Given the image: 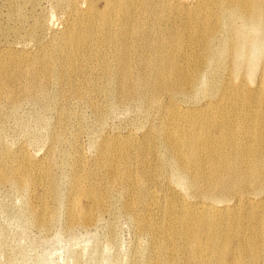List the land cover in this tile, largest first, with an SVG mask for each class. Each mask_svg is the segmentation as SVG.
Returning a JSON list of instances; mask_svg holds the SVG:
<instances>
[{"label":"rangeland","instance_id":"374dc122","mask_svg":"<svg viewBox=\"0 0 264 264\" xmlns=\"http://www.w3.org/2000/svg\"><path fill=\"white\" fill-rule=\"evenodd\" d=\"M227 6L228 0H115L114 8L107 0H0L1 50L28 55L37 72L33 81L42 80L45 70L57 75L45 88L37 86L31 101L22 90L28 73L18 67L24 65L16 60L0 66L7 83V90L0 93V264H169L172 251L175 264H189L193 249L181 237H171L177 224L164 199L168 193L184 199L191 196L189 200L203 194L174 178V165L168 164V151L155 128L161 114L158 104L153 103L152 110L153 104L139 105L137 91V99L122 106L102 67H116L115 52L125 38L134 70L161 59L163 66L175 62L179 74L193 86L189 109H202L193 108L200 105L208 87L215 99H222L211 105L212 115L263 137L264 56L252 71L235 66L232 49L239 38L235 26L242 21L241 14L228 13ZM91 12L108 14L111 24L105 29L95 24L88 18ZM77 14L82 20L66 32L67 20ZM34 29L38 37L30 34ZM80 29L91 31L92 38L81 45L76 40L70 43ZM65 33L73 35L67 53L56 44ZM210 33L216 41L208 55L204 40ZM219 43H224L225 52L218 49ZM104 49H112V55L102 58ZM45 52L50 54L35 57ZM44 56L47 61L39 64ZM212 75L217 84L209 85ZM136 83L132 73L129 84ZM154 87L160 95L162 89ZM154 98L160 103L159 96ZM236 114L239 119L234 120ZM60 134L63 139L56 141ZM126 134L133 141L126 150L99 152L104 140ZM126 154L129 168L123 160ZM24 167L34 169L28 185L20 181ZM108 169L118 185L135 191L111 192L106 185ZM128 172L131 180L125 184ZM149 178L157 184L145 190L141 185ZM257 178L264 179L261 168L253 173L251 183ZM35 211L47 214L44 227L37 224ZM249 211L248 221L237 219L240 239L225 246L227 262L233 261L237 245L243 243L247 249L239 256L241 264H264V241L250 235L264 236V222L259 221L264 207ZM148 223L162 227L145 228ZM149 229L160 239L154 240Z\"/></svg>","mask_w":264,"mask_h":264},{"label":"bare ground","instance_id":"6f19581e","mask_svg":"<svg viewBox=\"0 0 264 264\" xmlns=\"http://www.w3.org/2000/svg\"><path fill=\"white\" fill-rule=\"evenodd\" d=\"M176 1L180 2V0ZM107 2L111 8L115 7V0H107ZM10 11H12V7L9 8L8 13H11ZM235 11L241 14L238 17L242 22L235 26L239 38L235 40L233 38L235 46L232 49V59L237 68L248 67L252 71L257 60L264 56V0H228L227 12L235 14ZM91 17L95 24L103 26L104 29L111 24L106 13L99 16L91 12L88 18ZM81 20L82 17L78 14L76 17L67 20L70 25H66L65 31H69L73 24L76 25ZM3 33L4 31L0 30V35ZM30 34L38 37L35 29L31 30ZM213 34L210 33L204 40L208 55L211 51L210 45H214L216 41ZM71 35L68 36L65 33L56 41L57 47L63 53L68 51ZM92 36L91 31L80 29L75 33L70 43L76 40L81 45ZM120 41L124 45L115 52L116 67L104 64L102 67L103 76L113 86V91L120 99L122 106H126L129 101L137 99L135 95L137 91L141 93L138 99L139 105L142 104L147 108L150 104H158L157 108L161 114L155 128L159 134L160 143L168 151V164L174 165L173 176L176 180H181L186 188L195 189L203 194L192 195L189 200L191 196L184 199L179 195L168 193L170 196L166 197L164 201L170 205L177 224L173 228L171 237L174 239L181 237L185 245L193 249L189 264H241L239 256L247 247L243 243H239L237 245L238 255H235L232 262H227L225 259L228 249L225 246L240 239L236 227L237 219L242 218L243 222L248 221L252 217L249 209L264 207V179L257 178L254 183H251V176L258 168L264 171V134L262 137L249 132H242L236 124L228 122L224 117L218 118L212 115V112L210 113L211 105L217 104L222 99H215L208 87L205 88L200 105L193 108L199 109L201 107L202 109L199 111L189 109L188 107L192 106L189 102L193 98L190 93L193 86L189 85L191 82L188 78L179 74L180 68L176 69L175 62L163 66L161 59L147 65L142 63L138 69L134 70L125 38ZM218 49L225 52L224 43H219ZM103 52L102 58H106L112 55L113 50L104 49ZM41 54H50V52L38 53L35 57H41ZM181 54L188 56L187 52ZM16 60L24 65L18 67L19 70L28 73L22 90L25 97L31 101L35 99L32 98V95L37 86H40L39 89H43L49 80L57 79V75L52 74L50 70H45L42 80L33 81L32 78L37 75V72L34 69V64L28 63V55H12L10 51H3L0 48V66ZM45 61L47 58L44 56L39 64ZM132 73L136 75L137 81V85L133 87L129 84ZM4 74L0 71V93L7 90ZM210 82L217 84L213 75L209 79V85ZM154 84L162 89L160 95L156 94ZM186 85H189L190 90L186 88ZM158 96L160 103L152 101L155 99L154 97ZM223 96L224 94H222V98ZM174 100L181 101L175 102ZM90 108L94 113L97 111V108L92 104ZM153 108L154 104L149 107L151 110ZM224 115L230 120V116L225 113ZM233 118L234 120L239 119V114ZM153 127L154 125L151 126V128ZM62 139V134L56 137V141ZM132 143V137L129 134L115 137L112 141L104 140L100 145L99 152L106 155L108 152L124 151ZM253 145H258L260 150L255 152ZM129 159V154L123 158L124 164L128 168L130 166ZM33 170L32 167L23 168L24 174L22 176L25 177L20 178L23 185L29 184L30 176H34ZM42 170L43 168L37 169L38 172ZM108 172L110 177L106 181V185L111 189V192L124 188V195H126L135 191V189L129 190L124 185H118L116 182L118 178L113 171L108 169ZM130 180L131 175L129 173L123 182L127 184ZM156 184L155 179L149 178L142 182L141 187L148 190L150 189L148 187H155ZM79 185L80 182L77 181L76 186ZM205 185L207 188L204 191L198 190ZM159 187L161 186H156L157 189ZM248 187L253 191L244 190ZM227 190L232 191L231 195H226ZM76 192V190L72 191V193ZM97 205L100 206V204ZM30 207L34 210L35 203L33 201L30 202ZM134 211L135 208L131 207L130 212L133 213ZM35 212L34 217L37 224L44 227L47 223V214ZM73 212L74 210H69L70 214ZM142 219L147 218L142 216ZM259 221L264 222V217ZM146 227L159 229L162 224L148 223V226L145 225ZM147 232L153 236L154 240L160 239L159 236H154L156 235L154 230L149 229ZM250 235L253 240L261 238L264 241V236ZM175 255L176 252L172 251L169 264H175Z\"/></svg>","mask_w":264,"mask_h":264}]
</instances>
